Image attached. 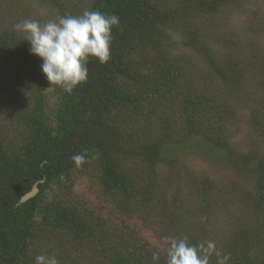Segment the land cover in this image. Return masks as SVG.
<instances>
[{
	"label": "trees",
	"instance_id": "obj_1",
	"mask_svg": "<svg viewBox=\"0 0 264 264\" xmlns=\"http://www.w3.org/2000/svg\"><path fill=\"white\" fill-rule=\"evenodd\" d=\"M88 2L120 24L110 60L90 58L87 81L70 94L47 80L18 22L0 24V264H34L42 253L59 264H152L154 251L165 264L168 238L207 241L214 188L206 181L198 189L199 224L179 212L178 189L168 198L157 170L193 137L224 151L251 187L248 222L220 241L222 255L228 264H264V154L234 150L236 106L217 85L237 88L246 68L236 51L212 53L201 24L235 0ZM182 31L187 39L176 40ZM259 84L250 125L264 138V67ZM76 154L86 157L79 167ZM35 185L37 195L21 202Z\"/></svg>",
	"mask_w": 264,
	"mask_h": 264
},
{
	"label": "rangeland",
	"instance_id": "obj_2",
	"mask_svg": "<svg viewBox=\"0 0 264 264\" xmlns=\"http://www.w3.org/2000/svg\"><path fill=\"white\" fill-rule=\"evenodd\" d=\"M164 2L173 5L172 0ZM176 4L174 1V5ZM87 6L88 0H58L56 4L48 0H0V24L4 23L2 21L9 20L14 23L25 19L44 23L60 16V9L65 10L66 14L79 15ZM213 18L214 23L211 19L201 21L211 37L210 40H206L208 49L223 58L236 51V59L246 68L245 81L238 85L239 87L233 89L222 83L217 84L219 89L224 90L221 93L223 97L236 106L235 122L228 132L230 144L238 153H257L262 156L264 138L253 131L250 115L253 102L257 101V107L261 102L259 80L264 67V0H235ZM224 34L228 40L227 44H223ZM187 36V31L174 33L176 40H186ZM21 37L25 38L24 34H21ZM252 61H257L254 73L251 68ZM210 78L215 81V77ZM185 143L187 148L183 151L175 152L174 156L167 153V157L162 159L157 170L160 172L162 182L166 177L168 179L166 191L168 198L178 189L182 198L179 212L189 216L187 220L197 217L199 224L202 216L197 192L206 181L211 184L215 191L206 236L209 237L208 240L215 242L217 249L222 253L220 241L229 238L236 226L248 222L243 210L245 202L243 197L251 190L250 184L232 164L226 163L225 152L213 147L203 137L186 139Z\"/></svg>",
	"mask_w": 264,
	"mask_h": 264
},
{
	"label": "clouds",
	"instance_id": "obj_3",
	"mask_svg": "<svg viewBox=\"0 0 264 264\" xmlns=\"http://www.w3.org/2000/svg\"><path fill=\"white\" fill-rule=\"evenodd\" d=\"M116 14L100 10H84L79 15L64 14L41 23L25 19L14 25L24 34L30 44V53L42 59L41 69L47 80L63 88L69 94L85 83L89 76L88 63L96 58L101 64L111 58L112 30L118 27ZM77 167L86 157L76 154L71 157ZM228 264L230 255H222L214 241L191 244L186 236L167 239L165 264ZM152 264H160L159 251L152 252ZM34 264H59L55 255L42 253L35 256Z\"/></svg>",
	"mask_w": 264,
	"mask_h": 264
},
{
	"label": "water",
	"instance_id": "obj_4",
	"mask_svg": "<svg viewBox=\"0 0 264 264\" xmlns=\"http://www.w3.org/2000/svg\"><path fill=\"white\" fill-rule=\"evenodd\" d=\"M38 193V187L35 185L32 189L31 192L27 193L21 200V202H26L29 199L33 198L34 196H36Z\"/></svg>",
	"mask_w": 264,
	"mask_h": 264
}]
</instances>
